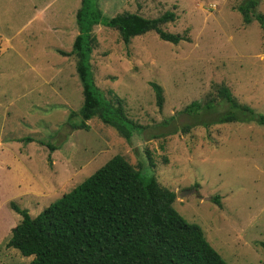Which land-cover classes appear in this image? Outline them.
Listing matches in <instances>:
<instances>
[{
  "label": "rangeland",
  "instance_id": "1",
  "mask_svg": "<svg viewBox=\"0 0 264 264\" xmlns=\"http://www.w3.org/2000/svg\"><path fill=\"white\" fill-rule=\"evenodd\" d=\"M244 1L96 0L103 18L173 12L174 21L161 29L186 39L173 45L148 32L124 45L114 30L92 28L95 89L106 99L112 92L127 118L143 127L126 141L95 118L85 122L87 131L65 127L79 110L81 87L74 57L56 51H70L80 0H0V176L18 173L20 192L3 186L0 264L32 259L5 248L8 226L20 220L8 202L35 216L115 155L172 191V208L201 229L226 264H264V126L203 127L208 115L181 112L207 96L215 99L213 114L223 112L214 90L220 84L264 116V0L250 10L262 16L261 26L253 18L243 23L237 7ZM149 83L162 89L160 109ZM24 137L34 142L24 144ZM35 140L57 149L50 153Z\"/></svg>",
  "mask_w": 264,
  "mask_h": 264
},
{
  "label": "trees",
  "instance_id": "2",
  "mask_svg": "<svg viewBox=\"0 0 264 264\" xmlns=\"http://www.w3.org/2000/svg\"><path fill=\"white\" fill-rule=\"evenodd\" d=\"M79 5L74 14L77 34L70 51H56L59 56L74 57L81 87V105L78 112L68 114L65 127L87 131L85 122L95 118L128 141L143 127L127 118L121 100L112 92L106 99L95 89L88 62L96 43L92 28L99 25L114 30L124 45L148 32L173 45L186 39L161 29L174 21L170 11L155 18L128 12L103 18L96 0H80ZM254 6V0H245L237 10L244 24L253 18L261 26L262 16L250 12ZM149 87L160 109L162 89L155 83ZM214 90L226 105L223 112L213 114L215 99L209 96L190 102L181 112L199 118L208 115L209 119L200 122L203 127L229 122L264 126V116L238 103L226 86L219 84ZM75 117L78 122L68 123ZM188 129L184 126L181 131ZM21 142L34 140L24 137ZM35 142L50 153L57 149L54 144ZM174 198V193L160 187L152 174L115 155L35 216L8 202L20 220L10 228L5 248L15 249L23 257L32 256L28 264H226L206 242L201 229L184 221L172 208ZM211 201L219 206L216 197Z\"/></svg>",
  "mask_w": 264,
  "mask_h": 264
},
{
  "label": "crops",
  "instance_id": "3",
  "mask_svg": "<svg viewBox=\"0 0 264 264\" xmlns=\"http://www.w3.org/2000/svg\"><path fill=\"white\" fill-rule=\"evenodd\" d=\"M18 173H11L10 171H8L7 173L3 172V176H0V206L3 205L4 200L2 199V191H3V186H6L8 188H12L15 190V195L19 194L20 192L18 191V186H17V182L16 179H18L17 176ZM22 178V177H21ZM23 180V179H21ZM24 189V191L26 190V186L22 188V190ZM23 191V192H24ZM14 195V197H15ZM2 207V206H1ZM15 223H12V225H9L7 228V236L9 234V230L10 228L14 225Z\"/></svg>",
  "mask_w": 264,
  "mask_h": 264
},
{
  "label": "water",
  "instance_id": "4",
  "mask_svg": "<svg viewBox=\"0 0 264 264\" xmlns=\"http://www.w3.org/2000/svg\"><path fill=\"white\" fill-rule=\"evenodd\" d=\"M178 196V195H177Z\"/></svg>",
  "mask_w": 264,
  "mask_h": 264
}]
</instances>
